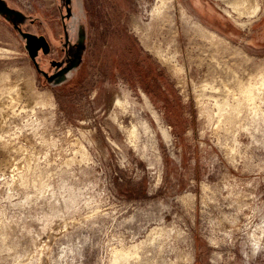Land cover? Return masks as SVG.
I'll list each match as a JSON object with an SVG mask.
<instances>
[{
  "label": "rangeland",
  "instance_id": "obj_1",
  "mask_svg": "<svg viewBox=\"0 0 264 264\" xmlns=\"http://www.w3.org/2000/svg\"><path fill=\"white\" fill-rule=\"evenodd\" d=\"M0 1V264H264V0Z\"/></svg>",
  "mask_w": 264,
  "mask_h": 264
},
{
  "label": "water",
  "instance_id": "obj_2",
  "mask_svg": "<svg viewBox=\"0 0 264 264\" xmlns=\"http://www.w3.org/2000/svg\"><path fill=\"white\" fill-rule=\"evenodd\" d=\"M1 7L3 8L4 12H6L9 16L18 15L16 11L11 10L10 8L6 7L5 5L1 6ZM15 27L17 28L19 33H21L26 38L25 47L28 51L30 58L35 63V65L37 66L35 57H36L38 51L41 49V51L43 53H47L50 49V46H49L47 39L42 34L36 35L34 33L28 32V31H23L19 28L18 25H16ZM41 72L44 74V76H47V73L45 71L41 70ZM55 75H52V77H54ZM63 79H64V77L61 80H63Z\"/></svg>",
  "mask_w": 264,
  "mask_h": 264
},
{
  "label": "bare ground",
  "instance_id": "obj_3",
  "mask_svg": "<svg viewBox=\"0 0 264 264\" xmlns=\"http://www.w3.org/2000/svg\"><path fill=\"white\" fill-rule=\"evenodd\" d=\"M256 1V0H255ZM232 2V1H231ZM252 2H254V0H233V6H234V8L235 9H237L238 11H243V9H245V7H247L249 4H251ZM232 6V7H233ZM258 7V6H257ZM64 77V74H60L58 77H56V79H55V81H59V80H61L62 78ZM261 85H262V88H264V82H261L260 83ZM260 85V86H261ZM242 88V87H241ZM245 88V87H244ZM258 88H259V86H258ZM243 89V88H242ZM241 89V90H242ZM246 90V92H248L247 91V89H244V90H242V91H245ZM224 103V102H223ZM219 104H221V103H219ZM219 106V105H218ZM222 106V105H221ZM219 109H220V107H218ZM221 108H223V106L221 107ZM167 135V134H166ZM135 246H137V245H135ZM136 248V247H135ZM117 251H118V249H117ZM121 253V251H119V254ZM129 255V253H121V255L120 256H128ZM115 257V256H114ZM119 259V258H118Z\"/></svg>",
  "mask_w": 264,
  "mask_h": 264
},
{
  "label": "flooded vegetation",
  "instance_id": "obj_4",
  "mask_svg": "<svg viewBox=\"0 0 264 264\" xmlns=\"http://www.w3.org/2000/svg\"><path fill=\"white\" fill-rule=\"evenodd\" d=\"M1 6H3V4H2L1 1H0V7H1ZM13 25H14V26L18 25V24H17V21L13 20Z\"/></svg>",
  "mask_w": 264,
  "mask_h": 264
}]
</instances>
